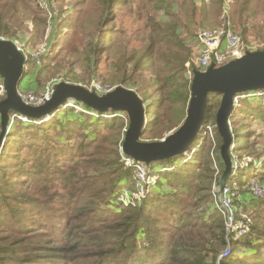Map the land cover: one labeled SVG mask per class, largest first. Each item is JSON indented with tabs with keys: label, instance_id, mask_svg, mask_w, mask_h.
Segmentation results:
<instances>
[{
	"label": "rangeland",
	"instance_id": "374dc122",
	"mask_svg": "<svg viewBox=\"0 0 264 264\" xmlns=\"http://www.w3.org/2000/svg\"><path fill=\"white\" fill-rule=\"evenodd\" d=\"M183 1L44 0L41 6L38 0H0V5L5 2L0 38L17 43L27 59L19 93L32 95L35 101L61 82L82 85L100 95L122 86L139 95L147 110L145 121L156 124L139 140L166 139L187 118L186 112L172 129L163 127V121L176 112L169 106L171 96L167 93L184 83L178 77H189V69H196V35L202 29L220 26L223 10L220 6L218 11L214 0H196L198 12L191 19L182 11ZM237 1L247 2L258 14L250 18L246 32L236 28L247 44L256 47L254 51L264 50V0L259 5L257 0H230L228 7L234 9ZM6 30L13 36L5 37ZM169 77L174 87L160 94ZM5 95L0 81V100ZM61 110L83 113L81 124L76 123L78 118L62 122ZM113 112L99 113L71 101L41 118L10 113V125L3 136L0 124V217L7 223L0 225V246L20 251V260L11 262H22V257L37 253L38 244H70L65 239L57 242L55 229L50 228L55 221L62 219L61 224L69 218L63 229L74 225V233L82 239H110L111 234L123 233L143 206L145 214L139 225L145 229L149 224L158 225L164 237L175 233L173 225L194 219L190 216L208 220L211 213L219 214L227 244L218 254L217 264L235 255L252 254L248 247L238 245L247 237L256 239L257 253L264 256V204H252L264 198V92L242 94L235 101L230 117L232 169L226 180L223 140L216 137L215 117L204 123L205 130L201 129L186 154L140 164L123 152L129 116ZM112 121L115 125L111 127ZM203 154L205 159L211 157V163L204 161ZM41 166L46 170L37 172ZM197 175L202 176L195 181ZM252 183L260 190L249 188ZM193 186H198L194 197ZM247 192L255 200L243 202ZM196 204H208L207 210H196ZM7 205L14 211L7 210ZM80 206L83 211L78 214ZM208 210L210 214L204 215ZM17 219L22 224H14ZM8 223L26 231H16ZM251 229L257 232L252 235ZM127 233H131L129 240L134 239V231ZM137 243L147 245L146 236ZM81 251L86 259L71 258L72 263L94 262L100 257L95 247ZM229 264L242 263L233 258Z\"/></svg>",
	"mask_w": 264,
	"mask_h": 264
},
{
	"label": "trees",
	"instance_id": "16d2710c",
	"mask_svg": "<svg viewBox=\"0 0 264 264\" xmlns=\"http://www.w3.org/2000/svg\"><path fill=\"white\" fill-rule=\"evenodd\" d=\"M166 1L167 0H160V2H162L163 4ZM188 1L190 7L187 6ZM188 1L185 0L181 4L182 11L184 12L185 16H191V19H193L196 13L198 12V9L195 4L196 0H188ZM222 1L223 0L213 1V4L218 7V11L220 10V6L223 9L224 2ZM257 1H259L258 5L260 4V2H262L263 4V0H257ZM123 2H125V0H119L120 4L121 3L123 4ZM4 7H5V2L0 5V23L2 22V16H3L1 12L3 11ZM202 9L203 11H205L203 7L201 8V10ZM230 12H231V20L234 28L238 30L236 28L238 26L242 29V32H246L248 30L246 24H248L250 18L255 13L258 14L255 10H252L251 6L245 1H243L242 3L240 1H237L236 7L234 9L232 8V10L230 9ZM35 13L38 14L39 10L36 9ZM220 13L222 14V10ZM169 16L170 15L167 14V17ZM176 27L177 25H173V28L176 29ZM238 31L242 34L240 30ZM3 34L5 37L6 36L11 37L13 36L14 33L7 32L6 30L4 31ZM180 67L183 68V64L180 65ZM168 69H170L169 66ZM171 77H169V79L166 80V83L163 85L164 89L161 90L160 94H162L166 89H172L174 87V85L170 84L172 80ZM182 79L184 80V83H180L178 85L179 88L177 90L168 91L167 93L171 96V101L169 102V106L176 110L174 114H172L163 121V127L168 130L175 127L179 121V118L185 117L186 112L188 111V107L191 99L192 79L190 78V76L188 77L185 75H182L177 78L178 81ZM121 82H124V80L120 81V83ZM180 89H184L185 91L181 92ZM5 97L0 100V103L5 99ZM218 97L221 98L220 101L217 100ZM221 100H222V94L219 93H211L208 96L206 121H209L211 118L213 119L214 117L216 120L215 112L218 111L221 105ZM79 104H81L85 108L87 107L86 105L80 102ZM87 109L93 110L89 107H87ZM63 112L64 111L61 110L59 113L63 115L62 122H70L78 118V121H76V123L81 124V121L83 119V113L80 112L63 113ZM10 113L12 114L14 113V111H11ZM113 113L118 114L122 112L115 111ZM95 119L96 118L94 117L92 118V120ZM114 125L115 124L113 122L111 127ZM127 125H128L127 129H128L130 122H128ZM121 126H125L124 123H122ZM40 127L41 125L39 126V128ZM155 127L156 124H152L151 120H147L142 128V135L144 134V132H146V129H152ZM216 137L219 140V142L220 139L223 140V137L221 136L219 131L216 133ZM205 158L206 156L203 154L204 161H209V163H211V157H208L207 159ZM43 170H46V168L41 166V169H38L37 172ZM129 172L130 170L128 169L126 173L129 174ZM200 176L202 175H197L195 181H197ZM39 179H41V177ZM122 182L123 181H119V184ZM117 186L118 184H116L115 187ZM197 191H198V186H193L192 187L193 197L196 196ZM245 200L246 201L255 200V198L250 197L249 193L247 192L243 194V202H245ZM252 204L253 206H261L264 204V198L263 199L259 198L258 201H253ZM207 205L208 204L206 205L196 204V210L199 209L200 207H203L205 208V210H207ZM7 210L14 211L10 205H7ZM144 210L145 207L144 206L141 207L140 210L138 211V214H135L133 218L130 219V222L123 230V233L119 231L120 233L114 237H112L111 234L110 239H107L106 237H98V238L86 237V239H82L80 235L74 233V229L76 228L74 225L72 226L69 223H67V225L68 224L69 225L65 229H63L65 222L66 221L69 222V218L61 224L60 222L62 221V219H60L58 221H55L54 222L55 224L50 225V228L55 229L54 234L56 236L57 242H62L65 239V241H69L70 244L65 246H55L49 243L46 245L38 244L37 253H31L30 255H26L21 258L24 259L22 262H16V263H13L11 261L20 260L17 257V253L20 251H18L17 247H13V248L5 247L3 245L0 246V264H104L107 261L116 262L117 264H217L218 254L223 248L226 247L227 244L225 223L223 218L219 214L211 215L212 213L210 214L209 210L204 212L203 213L204 215L206 214L208 216L210 214L211 218H209L208 220L206 219L198 220L196 219L198 215L190 216L189 218L193 217L194 219L188 221L184 220L180 224L173 225V228L176 229L175 233L170 237H164V231L162 230V227L158 225L149 224V227L147 229L139 225L140 221L142 220L141 217L145 214ZM82 211H83V207L82 206L78 207V214H81ZM40 212L43 213L44 210H40ZM44 216L46 217L45 214ZM1 220L2 219L0 217V225L7 224ZM36 220L38 219L35 220L33 219L34 222H36ZM17 223L22 224L18 219L14 224L18 225ZM8 225L11 226L16 231H26L25 227H17L12 223H8ZM36 225H41V222L37 221ZM129 231L130 232L134 231L133 233L134 239L132 240H129L131 236L129 235L131 233H127ZM251 231H252V235L255 234L254 232H257L254 229H251ZM142 235L146 236L147 245L145 244L144 246H141L137 243V240L140 239ZM256 243L257 242L256 239H254V237H247L242 239V241L238 242V245H240L239 247H244V246L248 247V249H250V251L253 253L242 256L235 255L234 257H229V259L227 258L223 259L221 261V264H229V262L232 261L233 258L234 261H237L242 264H264V256L260 257L259 254L257 253L258 248L256 247ZM86 247H95L96 252L97 254L100 255V257L96 259V261L94 262L84 260V261L72 263L71 258L74 260L86 259V257L83 255V252L81 251V249ZM109 250H111V252ZM72 253H74V255H72ZM88 259H90V257H88Z\"/></svg>",
	"mask_w": 264,
	"mask_h": 264
},
{
	"label": "water",
	"instance_id": "95a60500",
	"mask_svg": "<svg viewBox=\"0 0 264 264\" xmlns=\"http://www.w3.org/2000/svg\"><path fill=\"white\" fill-rule=\"evenodd\" d=\"M26 61L14 41L0 38V76L3 78V90L6 94V98L0 103L2 136L9 128L11 111L26 118H41L60 109L67 102L76 101L97 112L112 110L126 113L130 125L123 152L137 162L150 164L155 160L186 154L190 150L199 138L201 129L205 128L208 96L219 93L222 94V100L216 123L224 140L221 148V157L227 168L224 180L232 169L230 117L234 112L235 99L243 93L264 91V50L247 52L241 58L221 67L211 66L207 71L196 69L185 123L162 141L141 142L139 139L146 123L144 116L147 110L135 91L119 86L112 92L100 95L96 90L85 86L61 82L54 87L51 98L42 105H30L21 98L18 90Z\"/></svg>",
	"mask_w": 264,
	"mask_h": 264
},
{
	"label": "built area",
	"instance_id": "2783aa9c",
	"mask_svg": "<svg viewBox=\"0 0 264 264\" xmlns=\"http://www.w3.org/2000/svg\"><path fill=\"white\" fill-rule=\"evenodd\" d=\"M210 1L211 0H197V2L199 3L210 2ZM229 2L230 0H226L223 5V10L220 18L221 25L218 26L216 29H202L196 35V43H197L196 50L198 51V57L196 58L197 70L207 71L211 66L215 68L221 67L235 59L243 57L247 52L256 50L255 49L256 47L254 45L251 46L247 44L243 39L242 34L234 28L231 20L230 8L228 7ZM38 3L41 6H43L44 0H38ZM194 70L191 71V69H189L190 78H193ZM259 92H264V91H259ZM248 93H255V92H248ZM52 94H53V90L51 91L49 90L46 93V96H43L34 101L32 95L19 93V95L25 102L29 103V100H32L33 101L31 102L32 105H38L39 103L45 102L46 100L51 98ZM241 96L242 94L237 96L235 101ZM132 160L134 162H137L134 159ZM140 164L143 163L140 162ZM256 186H257L256 183L249 184V188L259 191L260 189L258 188L256 189ZM247 191H249V193H252L251 190L249 189ZM228 192L229 190H227V193ZM230 220H232V218H230Z\"/></svg>",
	"mask_w": 264,
	"mask_h": 264
},
{
	"label": "crops",
	"instance_id": "0c3cea01",
	"mask_svg": "<svg viewBox=\"0 0 264 264\" xmlns=\"http://www.w3.org/2000/svg\"><path fill=\"white\" fill-rule=\"evenodd\" d=\"M0 81L2 82L3 81V78L0 76Z\"/></svg>",
	"mask_w": 264,
	"mask_h": 264
}]
</instances>
